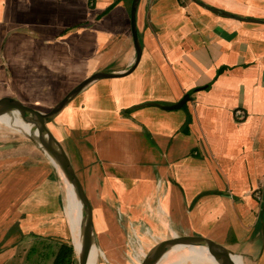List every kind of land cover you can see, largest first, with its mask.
I'll use <instances>...</instances> for the list:
<instances>
[{
	"label": "crops",
	"instance_id": "1",
	"mask_svg": "<svg viewBox=\"0 0 264 264\" xmlns=\"http://www.w3.org/2000/svg\"><path fill=\"white\" fill-rule=\"evenodd\" d=\"M132 2L0 0V100L46 114L95 73H128ZM136 28L135 71L90 83L48 125L90 199L94 242L113 264L191 236L264 264V0H140ZM13 144L0 145V262L53 264L34 249L73 243L56 166ZM171 252L157 264H177Z\"/></svg>",
	"mask_w": 264,
	"mask_h": 264
},
{
	"label": "water",
	"instance_id": "2",
	"mask_svg": "<svg viewBox=\"0 0 264 264\" xmlns=\"http://www.w3.org/2000/svg\"><path fill=\"white\" fill-rule=\"evenodd\" d=\"M140 0H133L131 5V30L133 35V42L136 52V60L134 66L125 75H113L109 73H95L88 79L84 80L79 86H77L73 91H71L60 103H58L51 111L46 114H42L33 110L30 107L23 105L20 102L11 99L0 100V117H9L14 119L17 117L27 126H29L30 133L24 134L38 146L39 149L44 151L51 160H54L58 166L61 168L63 173L72 179L75 184L77 195L81 204V221H80V247L79 252L76 253L74 245V257L76 259V264H88L89 254L91 247L94 244V223H93V210L88 194L78 177L77 171L75 169L72 158L65 150L64 146L53 134V132L48 128L58 114L90 83L101 80V79H114L123 76H128L132 74L137 68L140 58H141V45L139 42L137 28H136V11ZM217 11V10H216ZM226 16H230L225 13ZM250 22H256L247 20ZM190 97L186 95L179 103L172 106H163L155 103H149L148 105H155L166 110H173L181 108ZM189 240L208 251L212 257L216 260L218 264H240L238 258L226 247L219 245L212 241L211 239L204 237L191 236L188 237ZM140 241L137 238L135 244L130 249L129 255H133L135 246ZM186 242V241H184ZM170 246L161 245L154 249L143 261L142 264H155L159 258L162 257L164 252H166Z\"/></svg>",
	"mask_w": 264,
	"mask_h": 264
},
{
	"label": "rangeland",
	"instance_id": "3",
	"mask_svg": "<svg viewBox=\"0 0 264 264\" xmlns=\"http://www.w3.org/2000/svg\"><path fill=\"white\" fill-rule=\"evenodd\" d=\"M7 143H14L13 144V150L11 152L13 153H18V154H27L29 153L30 151H32V147L35 148V149H38V146L35 145L29 138L28 136H26L24 133L22 132H19V131H16L15 129L13 128H10V127H7L5 125H0V145H4V144H7ZM38 151H41L42 154H44L49 160H51V157H49L44 151H42L41 149ZM5 151L2 150L0 151V153H4ZM9 152V150H8ZM57 170V173H58V178H59V184L61 186V191L63 193V204L65 205V196L66 194L68 193V189L66 187L67 183L64 181V179H62V176H61V171H60V168H56ZM68 186V185H67ZM69 188V187H68ZM65 215H66V218L68 220V223H69V226H70V230H71V233H72V237H73V245H74V248H75V251H76V247H75V239H74V235H73V227H72V223L70 222V219L67 215V210L65 211ZM69 241H63V243H71L70 241V238L68 239ZM72 244V243H71ZM29 245H24V249H19V252L21 253H31V250L32 248H28ZM93 247L96 249V253H97V257H96V261H95V264H113L112 262H105L108 258L104 257V254L106 253L105 252V249L103 247H101L99 244H97L96 242H94L93 244ZM158 246H156L154 249H156ZM49 248V249H48ZM48 248H46L44 246V248L42 247V245H38L37 247L35 246V249H34V254H38L39 255H45V256H48V255H51L52 257H55L56 254L58 253V245H50ZM109 249V247H107V250ZM173 251V252H171ZM171 252V257L173 259V261H177V264L178 263H183V264H186V261L187 260H183V262H180L181 260V253L180 251L176 250V249H173V248H169L166 252L164 253H170ZM173 254V255H172ZM165 254H163L162 256H164ZM148 256V255H147ZM162 258V257H161ZM159 258L157 260V263H159V260L161 259ZM31 260H33L32 258V255L30 257ZM37 260H41V258L39 257V259H36V260H33V261H29V262H24L23 261H19V260H9V261H3V262H0V264H38L39 261ZM45 260V259H44ZM43 260V264H46V262ZM42 261V260H41ZM187 262H189V264H193L190 260H188ZM191 262V263H190ZM47 264H51V261H48ZM72 264H76V259L75 257L73 258V262ZM199 264H218L217 262H211L210 260H204L203 262L199 263Z\"/></svg>",
	"mask_w": 264,
	"mask_h": 264
},
{
	"label": "bare ground",
	"instance_id": "4",
	"mask_svg": "<svg viewBox=\"0 0 264 264\" xmlns=\"http://www.w3.org/2000/svg\"><path fill=\"white\" fill-rule=\"evenodd\" d=\"M0 125H5L7 127L15 129L16 131H19L22 133L24 132L25 134H29L31 132L29 129V126H27L17 117H15L14 119H10L9 117H6V116L0 117ZM52 162L56 166V168H60L54 160H52ZM60 171H61L62 179H64V181L68 185V186L66 185L68 189V193L65 196V202H66L65 210H67V215L70 219V222L72 223L73 235L76 241L75 242L76 253H78L79 247H80L81 204H80V201L77 195L75 184L73 183L72 179L67 177L63 173L61 168H60ZM172 248L180 251L181 255L184 256L181 258V260H184V259L187 261L190 260L192 263L193 261L197 262V261L214 259V257H212L208 251H206L205 249L201 247H198L196 244L177 245ZM96 257H97L96 249L92 246L90 250V254H89L88 264H95Z\"/></svg>",
	"mask_w": 264,
	"mask_h": 264
},
{
	"label": "trees",
	"instance_id": "5",
	"mask_svg": "<svg viewBox=\"0 0 264 264\" xmlns=\"http://www.w3.org/2000/svg\"><path fill=\"white\" fill-rule=\"evenodd\" d=\"M74 258V250L71 243H61L58 253L54 258L53 264H72Z\"/></svg>",
	"mask_w": 264,
	"mask_h": 264
},
{
	"label": "built area",
	"instance_id": "6",
	"mask_svg": "<svg viewBox=\"0 0 264 264\" xmlns=\"http://www.w3.org/2000/svg\"><path fill=\"white\" fill-rule=\"evenodd\" d=\"M237 119H243L245 117L244 113L242 111H237L235 114Z\"/></svg>",
	"mask_w": 264,
	"mask_h": 264
}]
</instances>
